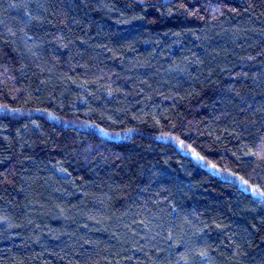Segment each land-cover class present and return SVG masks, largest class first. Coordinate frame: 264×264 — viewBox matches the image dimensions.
Masks as SVG:
<instances>
[{
	"label": "trees",
	"instance_id": "1",
	"mask_svg": "<svg viewBox=\"0 0 264 264\" xmlns=\"http://www.w3.org/2000/svg\"><path fill=\"white\" fill-rule=\"evenodd\" d=\"M0 264H264V0H0Z\"/></svg>",
	"mask_w": 264,
	"mask_h": 264
}]
</instances>
